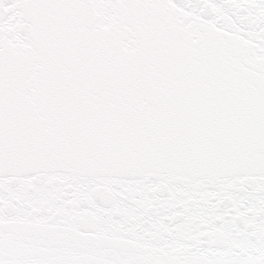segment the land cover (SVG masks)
Masks as SVG:
<instances>
[{
    "label": "snow or ice",
    "instance_id": "1",
    "mask_svg": "<svg viewBox=\"0 0 264 264\" xmlns=\"http://www.w3.org/2000/svg\"><path fill=\"white\" fill-rule=\"evenodd\" d=\"M0 264H264V0H0Z\"/></svg>",
    "mask_w": 264,
    "mask_h": 264
}]
</instances>
